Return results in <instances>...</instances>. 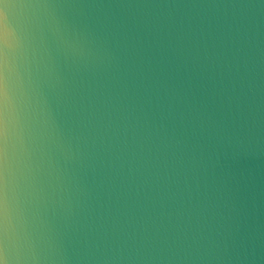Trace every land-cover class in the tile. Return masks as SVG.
<instances>
[{"label":"clouds","instance_id":"obj_1","mask_svg":"<svg viewBox=\"0 0 264 264\" xmlns=\"http://www.w3.org/2000/svg\"><path fill=\"white\" fill-rule=\"evenodd\" d=\"M0 264H264V0H0Z\"/></svg>","mask_w":264,"mask_h":264}]
</instances>
